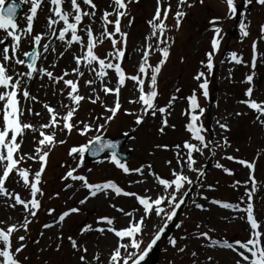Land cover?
I'll use <instances>...</instances> for the list:
<instances>
[{
    "label": "snow or ice",
    "instance_id": "obj_1",
    "mask_svg": "<svg viewBox=\"0 0 264 264\" xmlns=\"http://www.w3.org/2000/svg\"><path fill=\"white\" fill-rule=\"evenodd\" d=\"M44 2L45 0H20V4H29L30 7L29 14H26L24 18L25 26H18V4L16 0H11V2L0 0V30L4 33L0 37V196L11 201L10 207L21 206L23 210V217L19 222L8 223L5 220H0V264H26L28 261L27 256L21 258V254L27 248V244L24 243L27 239L26 235L18 236L16 238L18 246H14V234L20 231L28 233L29 225L38 217L42 207V201L39 197H43L45 194L41 185L42 177L48 166V158L57 144L64 145L67 142L64 139H57L58 135H71L74 131L80 136H88L89 133L93 135L89 137L86 144L71 147L68 151V156L72 158L75 165H68L65 173L60 177L64 182L71 181V183L64 184L63 190L73 189L75 182H79L80 188L87 190V194L78 201L80 205H85L90 198H95L98 194H103L105 198L110 193L116 197H132L140 206L135 210L140 215L136 216L133 212H127L122 207L112 204V208L128 218L127 225L116 228L115 218L108 216H101L94 222L95 225L104 226L97 227L92 223L84 224L76 237L67 236L72 253L77 256L78 264L100 262V255L97 253L90 256L86 243L80 237L91 232H96L105 238L107 234H112L116 240L110 250L106 264H143L146 257L169 228V225L177 217L179 210L182 206H186V198L189 197L192 189L194 187L198 189L204 187L202 178L206 173L203 166H197V155L203 156L205 150H207L214 156L217 147L226 148L230 146L227 137L223 138V143L206 138L207 129L202 123H199L205 109L198 102L196 90H193L192 94L186 98L188 110L182 114L188 118L185 130L190 136L174 146L175 167H171L172 160L166 161L170 166V173L167 176H162L153 171L151 164L147 165V175L153 178L154 186L157 189L154 196L148 194L151 190H146L144 194L126 191L112 180L102 183L90 182L86 175L80 174L79 170L84 165L86 152L91 150V154L97 156L105 149H109L111 154L107 157L108 162L122 170L124 174L144 175L145 168L143 166L130 168L127 163L118 158L119 154L116 151L118 144L113 143L111 140H105L104 137L111 123L122 111L120 93L128 81L133 82V87L138 93L134 100H129V103L140 105V109L139 111L124 109L123 114L133 117L136 126H142L146 117H156L159 114L161 119L158 132L162 135L165 134L167 128H175V125H169L167 117L171 114L170 109L177 97L175 95L171 96L164 106H160L158 102L160 95L158 77L170 56V48L174 43L172 38L165 36L167 31H171L166 21L170 12H174V27L179 30L183 19L187 15L183 8H192L194 5L189 3L188 0H177L175 9H173L168 0H155L154 14L147 21L150 28V34L145 37L147 43L141 51V59L135 74L129 75L122 67L129 33L122 30L121 21L131 16L128 11L129 4L139 3V0H111L110 7L112 10H103L99 16H97L98 5L94 0H47L50 5L48 9L50 15L46 19L47 31L34 33V22L38 15V9L41 8ZM196 2L200 5L204 4V0H196ZM66 3L67 8L64 7ZM223 3L226 7L227 17L229 19L236 17L240 7L236 0H223ZM243 4L245 7L255 4L264 8V0H243ZM85 18L87 23H85ZM133 19H128L127 27L132 26ZM97 21L100 24L99 35H94L93 25ZM209 23L213 26L214 35L210 41L211 51L205 54L207 63L203 66L210 73L214 67L213 55L219 50L222 28L216 26L219 23L218 17L213 18ZM248 27L249 24H246L244 20L240 21L242 36L247 37L250 34L247 30ZM259 30L260 38L264 40V23L260 24ZM53 38L63 42L64 45V50L58 53V58L63 57L66 52L72 55L75 67L71 69V72L63 71L62 74L54 75L53 71L37 66V60L42 55L38 49L42 48L43 53H49L50 50L52 53H56ZM153 38L157 41L155 51L159 52L161 57L154 65L149 63V57L153 49L151 43ZM23 39H28L30 44L33 45L31 51L21 50ZM45 40L48 42L42 43ZM105 40L110 42L111 51L98 53L96 51L98 45H103ZM74 45L78 46L81 51L76 52L73 49ZM252 50L251 67L255 69L256 41L252 44ZM230 57L236 64L242 63V59L238 57L236 52L230 53ZM20 66H24L23 71L20 70ZM51 67L55 68L56 64H51ZM82 69L87 70L92 77L84 81L85 86L89 89L87 95L80 92V78L85 76V71ZM110 70L113 74L111 77L109 75ZM70 75L74 76L75 79L67 78ZM254 75L253 72V74L245 77V82L249 84L244 93L247 99L241 100L240 103L256 113L254 123L264 128V101H257L252 98ZM38 76L47 77L53 84H62L63 87L60 88L59 95L65 96L66 94L69 103L60 102L58 107L64 111H59L58 108L44 103L43 108L46 110L49 119L37 127L33 123L26 122L23 117L25 111L29 115L35 116H40L41 113L35 112L32 108H22L21 98L24 101L39 103L37 97L30 91V82ZM204 77L205 72L201 71L195 75L194 79L202 81L199 83L198 88L202 90V95L207 98L209 95V81L203 79ZM113 78L115 79L114 85L112 83ZM97 84L98 87H93ZM179 91L180 89L177 88L176 92ZM100 93H103L104 96L111 94L114 97L112 104H107L101 98ZM54 94H56L55 90ZM85 101L93 105L99 103L104 114L92 117L89 121L75 120L74 118L77 116L82 102ZM241 114L240 112L235 113L237 116ZM217 123L220 129L229 131L227 123H220L219 121ZM49 129L51 131H48ZM137 130L136 127L131 129L132 132ZM28 132L35 135L36 146L33 151L25 153L22 151V144ZM123 135L128 136L129 132H124ZM90 146L92 147L90 148ZM156 148L168 150V145L158 144ZM259 155L258 152L257 158ZM223 159L235 161L249 170L247 180L243 182L245 193L240 203L222 202L218 199L209 200L207 196L199 191L197 195L200 200L207 201L211 205H218L222 209L241 213L239 218L244 219L249 226L248 237L243 241L239 239L231 242L227 239L214 240L209 235L214 229L209 228L207 231H200V223L195 225L197 231L191 236L197 240L203 239L208 242L206 245H201L202 247H218L234 253L232 264H264V221L256 218V209L253 203L254 195L258 191V182L254 174L256 160L249 162L245 159H236L232 155H227ZM29 160L39 163L38 170L33 172L31 168L20 167L21 164ZM98 162L103 163L104 161ZM61 167H64V165H61ZM215 167L222 169L230 176L233 175L232 170L221 163H217ZM87 171L90 173L92 169L89 168ZM189 173L194 174L195 179ZM13 176L18 177L19 181H22V186L29 190L30 198H22L19 193L8 190L6 182H9ZM143 182V180L136 181V183ZM240 184V181H236L232 187L236 188ZM249 184L251 185L250 189ZM207 188L208 190H214L212 185H207ZM76 190L79 191L80 189ZM259 190L264 191V188ZM56 195L58 197L59 193ZM244 203H246V207H241L240 204ZM191 204L195 209L207 210L195 198L191 200ZM80 210L79 207H70L68 210L53 216L55 209L48 208L47 214L53 216V219L50 223H44L42 227L43 229H52L59 226L62 229L66 218L72 214H78ZM152 216L162 221V225L154 232L146 247L141 250L144 243L143 235L147 229V221ZM188 218L189 215L186 214L185 219ZM182 223L175 224V227L181 228ZM153 227L156 228V225H153ZM40 235L43 236L44 233L41 232ZM56 239L59 242L56 243L55 251L59 252L63 246V233L61 232ZM179 239L185 240L188 237L181 236ZM35 243L38 244L39 240ZM169 244L179 253H184L187 248V245L177 247L176 239L170 238ZM191 256L193 258L197 257V252L192 251ZM207 259L209 264H213V257L209 256ZM194 264H197V261L194 260Z\"/></svg>",
    "mask_w": 264,
    "mask_h": 264
},
{
    "label": "rangeland",
    "instance_id": "obj_2",
    "mask_svg": "<svg viewBox=\"0 0 264 264\" xmlns=\"http://www.w3.org/2000/svg\"><path fill=\"white\" fill-rule=\"evenodd\" d=\"M11 0H7L9 2ZM21 6V11L17 16L18 26H25V16L29 14V4H20V0H16ZM98 5L97 16L103 10L111 11V0H94ZM172 4L173 9L177 4V0H168ZM193 3L192 8L184 7L183 10L187 13L186 17L181 23L179 30H176L174 12H170L169 18L166 21L169 29L165 33L166 37L172 38L174 43L170 48V56L162 68L161 74L158 77L160 95L158 102L160 106L167 104L171 96L175 95L177 99L173 102L170 109L171 114L167 117L169 125H175V128H167L165 134L158 132L160 126V115L156 117H146L142 126L134 124V118L124 115L123 110L139 111L140 105L130 104L129 100H134L138 93L133 87V82H126V86L121 89L120 103L122 111L118 117L111 123L106 137L114 138L123 135L124 132L130 133V138L123 145L121 151L129 152V158L125 163L130 168H137L143 166L145 173L140 176L136 173L124 174L122 170L116 168L112 163L108 162L107 157L110 154H105L96 161L88 162L84 160L83 167L79 170L80 174L87 176L90 182L102 183L107 180H112L126 191H134L137 194H144L146 190L149 195H155L157 189L154 186V181L151 176L147 175V165L151 164L153 171L156 174L167 176L170 173V166L166 163L172 160L171 167H175V149L174 146L181 143L183 140L188 139L190 134L185 130V124L188 118L185 113L188 110L187 97L190 96L193 90H196L198 102L201 107L205 109L203 116L199 123H202L207 129L205 133L206 138H210L218 143H223V138L227 137L229 147H217L215 155L205 150L203 156L197 155V166H203L206 175L202 178L203 188H193L189 197L186 198V206H182L179 210L177 217L169 225V228L162 235L161 239L154 246L153 250L149 253L143 264H209L208 257H213V264H232L234 253L229 250L220 248L202 247L208 242L203 239L197 240L191 237V232H196L195 225L201 224L200 231H207L209 228L214 229L209 235L211 239L223 240L227 239L230 242L236 239L245 240L248 237V226L244 219H240L241 213L236 212V218L229 219V215L225 209L220 208L218 205H211L207 201L200 200L197 192L207 196L209 200L218 199L222 202L240 203L244 197L245 186L244 181L248 177V169L235 161H228L223 159L227 155H232L236 159H245L249 162L256 160L255 178L258 183L264 180V128H261L257 123H254L256 113L247 108L246 105L241 104L240 101L247 99L244 93L249 87L245 82V77L249 74L254 75V91L253 99L257 101H264V65L253 69L251 67V60L253 55L252 44L254 41L257 43L256 62L259 60L260 53H263L264 40L260 38V24L264 23V8L258 5H251L248 7L243 6L242 14L236 20V17L229 19L226 14V7L223 0H204V4L200 5L196 0H188ZM241 0H236L239 4ZM50 5L47 0L38 9V15L34 22V33H43L47 31L46 19L50 15L48 11ZM67 8V3L64 5ZM82 7H84L82 5ZM155 0H139V3H132L128 7L131 16L124 18L121 21L122 30L129 33L127 40V47L125 59L122 62V67L125 68L126 73L131 75L135 74L138 63L141 59V51L146 45L145 37L150 34V28L147 21L154 14ZM219 18V23L216 25L222 28L221 41L219 50L213 55V69L209 73L203 65L207 63L206 53L211 51L210 41L214 35L212 25L209 23L213 18ZM134 18V19H133ZM128 19H133L131 27H127ZM244 20L249 24V35L244 37L240 32V21ZM250 22V23H249ZM85 23L87 19L85 18ZM95 32L94 35H99L100 24L99 21L93 25ZM111 30V27H110ZM4 35L0 30V37ZM153 44L152 54L149 57V63L155 64L159 61L160 54L155 51L156 39L151 41ZM33 45L30 44L28 39H23L21 42L22 51H31ZM163 47V45H161ZM73 49L80 52L81 49L74 45ZM64 50L63 42L58 41L56 45V53L51 54L50 57L39 58L37 66L43 65L54 75L62 74L63 71L71 72L75 67L72 55L65 53L63 57L58 58V53ZM96 51L98 53H106L111 51L110 42L105 40L103 45H98ZM236 52L238 57L242 59L241 64H236L231 60L230 53ZM46 56V55H45ZM203 62V64H202ZM55 63L56 67L52 68L51 64ZM20 70H24V66H20ZM84 70V69H82ZM85 76L80 78V92L81 94H89V89L85 86L84 81L92 78L87 70ZM205 72V77L209 81L208 91L209 95L205 98L202 95V90L198 88L199 83L194 79L198 72ZM257 73V75H256ZM259 73L261 77L257 79ZM110 77L113 76L111 70ZM67 78L75 79L74 76ZM114 85L115 79H112ZM63 85L53 84L47 77H36L30 82V91L37 97L39 103L32 101H24L21 98L22 108H32L35 112L41 113L40 116L29 115L26 111L24 120L33 123L37 127L41 123L48 121L49 117L46 110L43 108L44 103H48L52 107L58 108L59 111H64L59 108L62 101L67 104L69 101L65 96L59 95V90ZM93 87H98L93 85ZM179 88L180 91L176 92ZM54 90L55 93L54 94ZM101 98L109 105L112 104L114 97L109 94L104 96L100 93ZM240 112L241 115L237 116L235 113ZM103 110L99 103L96 105L90 102H82V106L74 118L75 120L89 121L92 117L102 115ZM217 121L220 123H227L229 131L220 129ZM136 127L138 130L132 132L131 129ZM48 131H51L50 129ZM92 133L88 136H80L77 132L71 135L61 134L57 139H64L67 142L64 145H59L51 151L48 158V166L46 167L45 174L42 177V190L44 196L39 197L42 201V207L38 213V217L33 220L29 225L28 233L23 231L14 234L13 242L16 244V238L20 235H26L27 239L24 243L27 248L21 254L28 257L26 264H78L77 256L72 253L70 249L68 235L74 237L79 233L80 228L86 223H92L94 226L100 227L104 225H95V221L101 216H108L115 218V227L121 228L127 225L128 218L121 212H117L111 207L115 204L117 207H122L127 212H133L134 215L139 216L140 213L135 210L140 206L132 197H116L111 194L105 198L103 194H98L95 198H90L85 205L78 203L79 199L87 194L86 189L80 188L79 182H75L73 189L64 191V184L71 183V181L64 182L60 177L65 173L68 165H75V162L68 156V151L71 147L86 144ZM135 137V138H133ZM168 145V150L163 148H156V145ZM35 135L28 132L24 137L22 144V151L27 153L34 150ZM238 150V151H237ZM260 153L257 158V153ZM103 160V163L98 161ZM217 163L223 164L225 167L232 170L233 175L226 174L222 169L215 167ZM64 165V167H61ZM20 167L31 168L34 172L38 170L39 163L35 161H26ZM91 168L92 172L87 169ZM193 178L195 179L194 174ZM138 180H143V183H136ZM240 181L241 184L233 188L232 185ZM207 185H212L214 190H208ZM6 187L9 191H15L21 195L22 198H30L29 190L22 186V181L18 177L13 176L9 182H6ZM249 189L251 185H248ZM76 189H80L77 191ZM57 193L59 196L57 197ZM195 198L197 202L203 204L206 211L195 209L191 200ZM10 200L6 197L0 196V220H5L8 223L19 222L23 217V210L21 206L12 208L9 206ZM256 209V218L264 221V198L258 194L254 195L253 200ZM241 207H246V203L240 204ZM70 207H79L81 210L78 214H72L66 218L63 223L62 229L57 226L52 229H43L44 223H49L53 216L68 210ZM48 208H54L53 216L47 214ZM189 215L185 219V215ZM10 218V219H9ZM182 223L181 228H176L175 224ZM156 225V228L153 227ZM162 225L155 216H152L147 221V229L143 235L144 243L141 250L146 247L154 232ZM44 235L41 236L40 233ZM63 233L64 240L63 246L59 252L55 251L57 236ZM181 236H186L188 239L180 240ZM177 240V247L187 245L184 253H179L175 248L169 244V239ZM80 239L86 243L89 255L99 254L101 257L100 262H93V264H106L109 257L110 250L116 240L112 234H107L106 238L100 236L96 232L85 234ZM39 240V243L35 241ZM43 249V251H41ZM196 251L197 257L193 258L191 252Z\"/></svg>",
    "mask_w": 264,
    "mask_h": 264
},
{
    "label": "bare ground",
    "instance_id": "obj_3",
    "mask_svg": "<svg viewBox=\"0 0 264 264\" xmlns=\"http://www.w3.org/2000/svg\"><path fill=\"white\" fill-rule=\"evenodd\" d=\"M45 42H48L47 40H45V41H42V43H45ZM57 40H54V38H53V44H54V46H55V48H56V45H57ZM39 51H41V53H42V55H41V58H46V57H50L51 56V54H53L52 52H51V50L49 51V53H43V49L42 48H40V49H38ZM46 55V56H45ZM258 61L256 62V69L258 68V67H260V66H262V65H264V49H263V53L261 54L260 53V57H258ZM39 67H44L43 65H39ZM256 75H257V73H256ZM261 75H262V73H259L258 74V76H257V79L258 78H260L261 77ZM260 188H264V180L263 181H261L260 183H258V191H257V193L256 194H258L259 196H261V197H263L264 198V191H261V190H259ZM226 210V212L229 214L228 216H227V218H229V219H233V218H236V212L237 211H234V210H228V209H225ZM53 219V218H52ZM52 219H50V221H49V223L50 222H52ZM260 221H262V220H260ZM247 225V224H246ZM248 226V225H247ZM249 227V226H248ZM194 232H191L190 234H193ZM192 237V236H191ZM209 248H212V249H214V248H218V247H209Z\"/></svg>",
    "mask_w": 264,
    "mask_h": 264
},
{
    "label": "water",
    "instance_id": "obj_4",
    "mask_svg": "<svg viewBox=\"0 0 264 264\" xmlns=\"http://www.w3.org/2000/svg\"><path fill=\"white\" fill-rule=\"evenodd\" d=\"M238 12H239V11H238ZM127 137H128V136H125V137H123V138H121V139H119V140H113V141H112L113 143H117V144H118V147H117L116 151H117L118 148H119V147L125 142V140L127 139ZM105 140H107V139H105ZM105 151H111V150H109V149H105ZM105 151H104V152H105ZM104 152H101L99 155L103 154ZM99 155H97V156H93L92 154H91V155L89 154V155L87 156V159L92 160V159L97 158ZM126 156H127V155H120V154L118 155L119 158H124V159L126 158Z\"/></svg>",
    "mask_w": 264,
    "mask_h": 264
}]
</instances>
